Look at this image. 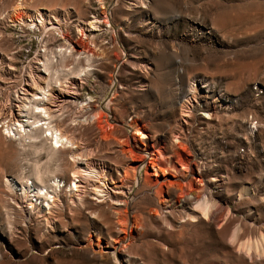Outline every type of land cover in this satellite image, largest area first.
Segmentation results:
<instances>
[{
	"label": "rangeland",
	"instance_id": "374dc122",
	"mask_svg": "<svg viewBox=\"0 0 264 264\" xmlns=\"http://www.w3.org/2000/svg\"><path fill=\"white\" fill-rule=\"evenodd\" d=\"M15 8L57 29L15 25ZM93 18L98 30L81 37ZM68 47L93 54L89 66L64 60L88 67L64 109L75 147L36 153L12 124L38 60ZM94 113L99 124H70ZM131 167L133 183L123 180ZM12 179L54 193L47 217ZM98 179L108 188L96 200ZM263 244L264 0H0V264H264Z\"/></svg>",
	"mask_w": 264,
	"mask_h": 264
},
{
	"label": "bare ground",
	"instance_id": "6f19581e",
	"mask_svg": "<svg viewBox=\"0 0 264 264\" xmlns=\"http://www.w3.org/2000/svg\"><path fill=\"white\" fill-rule=\"evenodd\" d=\"M95 1H97L99 4H101V2L103 0H95ZM9 21L15 25L26 26L28 28L39 27L42 29H46L47 27H49L52 29L53 28L57 29L53 25L54 23L53 22L51 23V19L46 18L45 13H43L41 11H37V10L35 12L34 11L28 12V11H25L21 8H15L14 10H12V13L10 14ZM104 25L107 26V22H105ZM96 30H98V25H97L96 19L93 18V20L89 22L87 28L86 29L85 28L79 29L78 33L82 37L85 34V31L93 32ZM48 53L49 52L43 54V60H38L39 63H38V68H37V76L31 77V82L29 85L30 92L28 90H25V89L23 90L25 103H23L21 106H18V108H17L18 109V115H16V117H18L19 120H15L12 125H14V131H15V132H13V134L18 135V137L23 138L24 140L21 139L22 141L27 140L28 143L26 145L28 147L34 149L33 151H35L37 153L38 151H40V150L42 151L43 149L46 148L45 151L48 150V152H46V153H49V151H50V155L52 156L55 153V151H57V150L61 151L62 149H64V150L66 149V151H68L69 148L72 149L75 147L73 138L71 136L66 135V132L64 130V123L66 122V120H65L66 119V113H65L64 109L66 106L67 97H72L75 94V87L78 86V84L79 85L82 84V81L84 80V77L86 76L87 71H88V67L82 68L80 70L78 68L77 64H74L79 69L77 71L74 69L75 67L72 68L69 65H66L64 63V60L65 59L68 60V58H72L74 63H78L77 62L78 59L83 58V61L87 64L86 66H89L88 64H89L93 54L91 56H89V55L80 54L79 52L74 53L73 49L69 48V47L64 48V49L60 48V49H58V51H56V53H53V52H50L49 54ZM73 75L75 77H73ZM201 84H203V83H201ZM195 87H196L195 85H192V88H195ZM192 88L190 89V94H192L194 92V89H192ZM89 102H90V100L88 99L86 103L80 105L81 110L84 111L86 109L85 106H87ZM223 108H225V106H223ZM11 115H12L11 118H13L14 117L13 113ZM204 117L206 119H210L209 114H204ZM99 120H100L99 115L94 113V114H91V115L84 117V118L74 117V119L71 120L70 124L72 126H77L80 123H82V124H85V123L97 124L99 122ZM130 124H131L132 128H137L136 122H133V123L130 122ZM4 129H5V131H7V134H8V132H10L9 130L13 131L12 128L10 127V129H9L8 126H5ZM137 131L138 130H136V133L139 135L140 133ZM3 138L6 140H9V135H8V137L6 135H4ZM173 142L176 143L177 148L179 147L181 149H184L183 148L184 147L183 142L180 141L179 139H175ZM22 146H23V144L21 145V147ZM67 148H68V150H67ZM71 154L73 155V153H71ZM128 155L129 156L127 157V159L131 158L132 155H130V154H128ZM178 157L179 156H177V158ZM183 157H182V159H183ZM132 158H131V160H132ZM184 160H186V159H184ZM179 163H183L182 160H179ZM176 164H177V162H176ZM180 166H181L180 164H177V167H179V168L176 169V172L179 173L180 175H185V171L187 170L188 167L184 168L182 166L180 168ZM156 167L157 166H154V164L152 165L153 171L155 170V172H157L159 170ZM139 169H140L139 167L127 168L124 172L125 174L123 176V180L134 182L136 180V178L138 177V173L140 171ZM82 170L83 169H81V171H80L81 173H82ZM43 173L38 169L37 166H35L33 171H32V174L35 177V180L39 181L40 183L43 182L42 181ZM83 173H85V172H83ZM87 174H89V173H87ZM76 178L77 177H74L72 182L70 183V192H73V195H75L76 197H79V195H80L79 194V186H78V180ZM143 179H144L143 182H147L146 176H144ZM7 182H8V179H7ZM13 182H14L15 186H17V188L20 189V193L24 197H26V198L32 197L33 199L36 200L35 204L32 201H30L29 205H30L31 209H40V210H38V212L42 210L41 213H43V214H40V215H43V217H47L50 210H53L52 207L57 204L56 198L54 196H52L54 193L52 194L49 192L50 194H52V195H50L48 193V191L43 193V189L42 188L39 189L42 186L44 188L45 185L43 183H42L43 185H40L39 188H36L35 187L36 185H33V184H31L30 187L25 186V185H24L25 186L24 187V186L20 185V183L16 179H14ZM98 183H96L94 185L93 190H92L93 196L96 197L95 198L96 200H98L97 198L103 199L104 196H106V191H107L106 189L108 188L105 184V180H102V179L99 180L98 179ZM53 186H54V188H57L58 184L54 182ZM150 187H152V186H150ZM186 187H187V190L185 191V194L186 193L189 194L188 191L191 190L190 184L186 185ZM177 191L176 192L178 193V195L182 194L180 189H178ZM15 192H16V190H15ZM240 193L244 195V194H248L249 191L247 188H244ZM154 194L156 195L157 192H154ZM70 197L71 196H69V198ZM40 199H41V201L39 202V204L37 206V202ZM43 203H45V204H43ZM123 204L124 203H122V201L115 203V205H122V206H123ZM196 205H198V204H196ZM200 207L203 210V216L206 218V216H207L206 213L209 210V204L205 200L202 203L200 202ZM118 212L114 213V216L116 219H118L119 217H121L123 215V212L122 213H118ZM44 219H47V218H44ZM123 219H124V217H123ZM46 221L47 220H45L44 222H46ZM122 221H120V225L122 223H124ZM120 225H119V223L116 224L118 231L123 232ZM124 225H127V224L124 223ZM123 229H124V227H123ZM255 247H258V248H255V251H254V253L256 255H258V256L264 255V250H260L261 246L259 247V246L255 245ZM237 248L238 249L240 248L239 249L240 251L244 252L248 257H250L252 253L249 255V250L251 248H254V246L251 243H246V244L244 243L243 245H240ZM251 250H253V249H251ZM115 264H123V263H122V260L120 258L115 257Z\"/></svg>",
	"mask_w": 264,
	"mask_h": 264
},
{
	"label": "water",
	"instance_id": "95a60500",
	"mask_svg": "<svg viewBox=\"0 0 264 264\" xmlns=\"http://www.w3.org/2000/svg\"><path fill=\"white\" fill-rule=\"evenodd\" d=\"M127 127V126H126ZM128 128V127H127ZM128 130H129V128H128ZM127 216L129 217V214H128V212H127Z\"/></svg>",
	"mask_w": 264,
	"mask_h": 264
}]
</instances>
